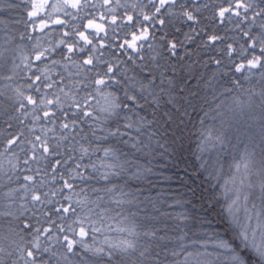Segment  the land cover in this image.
Segmentation results:
<instances>
[{
  "label": "snow or ice",
  "instance_id": "6c2138e0",
  "mask_svg": "<svg viewBox=\"0 0 264 264\" xmlns=\"http://www.w3.org/2000/svg\"><path fill=\"white\" fill-rule=\"evenodd\" d=\"M210 5L235 36L202 25ZM197 38L212 78L180 63ZM189 109L219 121L198 145L218 221L159 187ZM240 117H258L259 151L224 179ZM0 124V264H264V0H0Z\"/></svg>",
  "mask_w": 264,
  "mask_h": 264
},
{
  "label": "trees",
  "instance_id": "16d2710c",
  "mask_svg": "<svg viewBox=\"0 0 264 264\" xmlns=\"http://www.w3.org/2000/svg\"><path fill=\"white\" fill-rule=\"evenodd\" d=\"M131 2V0H129ZM212 14V7L210 5L208 10L203 12V16L207 17L202 22V25L207 26V30L211 31L215 28L221 35H226L227 37H233L236 33L232 31L225 32L223 30L224 26L216 27L214 22L211 21L210 17ZM177 27L181 28V32H176L174 27L167 29L168 36L166 39H171L173 36L183 39V33L188 32L189 24H181L177 22ZM161 32H157V41L155 43H163L159 40ZM57 34L53 33L48 39L55 40L57 39ZM231 42V41H229ZM200 43L199 38L193 43L186 44L185 49L191 52V55L185 54V49L180 50V54L184 55V60L180 63H191L193 60L200 62L198 65L199 71L206 77L212 78L213 74L216 72V65L208 62L206 65L204 61H208L210 56L218 55V53L213 49H204L198 47ZM83 55V54H80ZM107 55V51H106ZM58 58V57H57ZM178 58H172L175 62ZM124 67V65H122ZM127 67H134L131 62H128ZM131 74V73H129ZM239 75V74H237ZM230 76H221L217 75L214 83L221 90L225 87H231ZM259 77H253L252 83L247 81H242L245 88H253L254 91H260V84L258 83ZM21 84L24 81H20ZM193 87H195L196 82L190 81ZM208 89L202 88V94L208 92ZM210 98V95H209ZM227 103H231V96ZM206 110V109H205ZM184 124L181 125L182 131H178V141L175 147L178 149L176 152L171 153L163 157H157L155 161L156 169L158 173H161L165 178V182L160 183L159 187L161 191L168 192L170 195H182L185 200L191 201L190 208L195 215L205 216L213 219L214 221L219 220L217 213L221 210L220 205L222 201L216 203L212 200V197L220 192L219 183L209 171H205L201 168L202 159L208 157V153H201L199 150L200 143V133L204 129H211L214 126L219 127V121L214 122L211 118L205 120L203 128L200 124V120L204 119L203 112L199 109L197 111L188 110V115L183 117ZM240 120L246 121L243 123L239 129V132L236 133L235 127L231 132H229V139L231 143L226 144V151L221 155V163H223V172L224 179H227V173L229 172L230 165L233 164L234 158L238 160L244 152V146H249V151L252 150V147H256V150L259 151L260 144V121L258 117L254 120H248L246 117H240ZM6 126L0 124V133L7 135V131H15V129H7ZM239 136V140L236 139V136ZM2 138V137H0ZM171 151V150H170ZM209 204H214L215 211L211 208H208V212L204 211V208H207ZM194 206V207H192Z\"/></svg>",
  "mask_w": 264,
  "mask_h": 264
}]
</instances>
